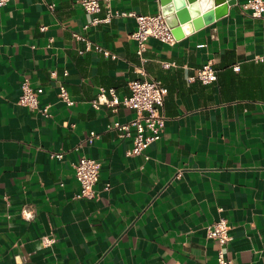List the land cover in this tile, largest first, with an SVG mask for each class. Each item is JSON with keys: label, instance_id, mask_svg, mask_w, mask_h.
<instances>
[{"label": "crops", "instance_id": "obj_1", "mask_svg": "<svg viewBox=\"0 0 264 264\" xmlns=\"http://www.w3.org/2000/svg\"><path fill=\"white\" fill-rule=\"evenodd\" d=\"M248 1L174 44L150 38L141 56L134 17L84 30L92 16L81 0L0 7V264H219L207 227L222 218L230 264H264V63L254 61L264 18ZM111 5L176 22L160 0ZM106 14L103 6L95 16ZM208 61L217 80L205 84L196 74ZM145 79L167 89L166 122L159 140L131 155L133 138L108 127L134 110L91 102L101 90L127 97L130 82ZM24 81L50 117L19 103ZM83 156L102 166L94 198L77 197Z\"/></svg>", "mask_w": 264, "mask_h": 264}, {"label": "built area", "instance_id": "obj_2", "mask_svg": "<svg viewBox=\"0 0 264 264\" xmlns=\"http://www.w3.org/2000/svg\"><path fill=\"white\" fill-rule=\"evenodd\" d=\"M11 0H0V7L6 6ZM81 4L86 13L92 16V19L83 26L84 30H88L91 26L102 22H109L116 16L134 17L137 21V28L131 34L137 42V53L141 56L146 49L147 41L150 38L158 39L167 44H174L176 38L173 34L174 23H170L163 12L144 15L136 12H113L111 0H81ZM105 7L107 14L104 18L95 15ZM246 10H250L254 18H264V0H249L244 6ZM75 38L87 41V39L78 33L73 34ZM88 41V48H90ZM106 56L113 59L117 55L110 50L99 47ZM84 51H80L82 54ZM254 61L264 63V53L256 55ZM170 64H165L169 66ZM196 77L205 84L212 83L217 80V71L212 61L206 62L201 66ZM131 93L129 96L119 98L113 90H111V98H108L105 90H101L100 94L91 102L95 109H100L102 105L116 110L119 106H124L134 110L135 117L127 122H116L109 126V130H118L121 136L132 137L133 147L129 151L131 155L143 154L144 150L153 142L160 139L165 127L166 115L164 112L165 97L167 89L159 81L152 79L133 80L129 84ZM59 97L67 105L73 104V100L69 96L68 90L60 87ZM19 103L41 113L44 117H50V106H41L40 92L33 88L28 81L22 84V94ZM134 131V132H133ZM98 136L92 133L89 137L90 141ZM53 157L63 158V153L53 154ZM147 158V157H146ZM101 163L96 159L83 156L75 164V175L80 183V190L77 193L78 198H94L97 195L96 185L99 181L101 172ZM231 226L226 218H222L207 227L208 237L217 241L221 248L218 250L219 264H230V260L226 258L224 247L231 241Z\"/></svg>", "mask_w": 264, "mask_h": 264}, {"label": "water", "instance_id": "obj_3", "mask_svg": "<svg viewBox=\"0 0 264 264\" xmlns=\"http://www.w3.org/2000/svg\"><path fill=\"white\" fill-rule=\"evenodd\" d=\"M215 8L203 10L207 0H160L163 7H173L171 11L175 17L173 34L180 39L189 32L199 30L211 24L224 15L229 8L237 3V0H213Z\"/></svg>", "mask_w": 264, "mask_h": 264}, {"label": "clouds", "instance_id": "obj_4", "mask_svg": "<svg viewBox=\"0 0 264 264\" xmlns=\"http://www.w3.org/2000/svg\"><path fill=\"white\" fill-rule=\"evenodd\" d=\"M213 7V0H207V8Z\"/></svg>", "mask_w": 264, "mask_h": 264}, {"label": "bare ground", "instance_id": "obj_5", "mask_svg": "<svg viewBox=\"0 0 264 264\" xmlns=\"http://www.w3.org/2000/svg\"><path fill=\"white\" fill-rule=\"evenodd\" d=\"M164 8L167 9V11H169V12L173 11V7L170 6V5H168V6L164 7ZM171 17H172V13H171Z\"/></svg>", "mask_w": 264, "mask_h": 264}]
</instances>
